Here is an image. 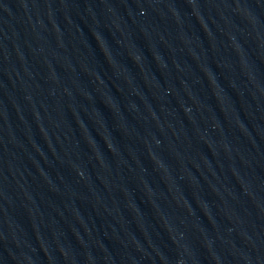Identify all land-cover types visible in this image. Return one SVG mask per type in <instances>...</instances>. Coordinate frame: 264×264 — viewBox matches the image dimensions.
<instances>
[{
  "label": "water",
  "instance_id": "obj_1",
  "mask_svg": "<svg viewBox=\"0 0 264 264\" xmlns=\"http://www.w3.org/2000/svg\"><path fill=\"white\" fill-rule=\"evenodd\" d=\"M0 264H264V0H0Z\"/></svg>",
  "mask_w": 264,
  "mask_h": 264
}]
</instances>
